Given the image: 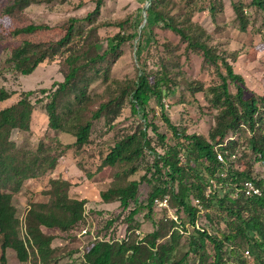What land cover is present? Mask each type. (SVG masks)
<instances>
[{
  "label": "trees",
  "instance_id": "16d2710c",
  "mask_svg": "<svg viewBox=\"0 0 264 264\" xmlns=\"http://www.w3.org/2000/svg\"><path fill=\"white\" fill-rule=\"evenodd\" d=\"M54 1L68 0H11L6 3L0 13V40L12 37L18 41L6 62L11 71L23 77L31 75L43 63L57 62L60 65L64 80L55 83L46 105L49 128L75 137V142L71 146L57 144V151L58 145L63 151L71 148L80 151L89 145L94 121L104 119L109 128H114V122L122 114L127 101L133 114H138L140 109L144 111L146 121V109L152 97L164 110L163 99L169 94L175 80L172 73L176 62L171 43L163 42L162 64L157 73L140 68L133 78L117 79L110 75L122 46L134 39H138L136 59L140 61L151 45L153 27L157 24L162 23L187 43L186 52L202 55L204 62L215 68L218 76L216 83L208 88L209 102L217 111L215 125L208 137L178 131L164 114L163 119L172 127L177 139L175 146H168L164 153L157 151L147 133V128L151 126L160 143L166 145V137L159 135L152 123L146 122L136 131L122 133L113 140L99 167L118 168L109 189L100 193L104 204L118 201L122 210L129 208L141 184V181L129 178L138 171V163L146 150L155 154L148 168L151 179H147L146 175L143 177V180L153 184L146 204L147 219H152L155 200L168 195L171 206L183 208L195 226L199 209L189 199L192 196L203 202L207 198L206 189L211 186L210 179L223 186L233 185L234 191H246V183L252 181L261 192L260 195L248 194L230 199L227 204L226 197L217 202L209 200L213 205L219 204L231 218L226 224L227 229L219 230L217 234L205 228L196 229L197 236L190 241L189 250L181 258L177 256V250L186 233L182 222L163 218L155 223V230L142 240L131 237V232L136 230L133 227L134 216L141 210L140 207L128 215L129 236L123 241L97 237L85 249L81 263L188 264L193 256L199 264H249L241 254L243 250L252 255L256 262L264 264V180L240 168L226 177H215L220 168L233 160L236 141L230 134L236 136L248 130L251 150L264 164V96L245 95L244 78L234 71L227 59L216 51V47L209 44L207 31L192 20L194 13L207 5L189 0L187 13L180 18L172 13L169 0H146L150 5L146 9L147 23L141 33L121 30L108 40L107 49L101 53L99 29L113 25L123 27V23L98 22L103 0H96L94 10L86 16L71 17L59 26L20 23V14L30 4ZM207 4L213 18H216L223 1L210 0ZM251 5L264 11V0H251ZM233 8L244 31L247 21L243 5L233 3ZM154 42L159 44L156 39ZM258 49V46L252 47L249 59ZM97 81L104 85V90L100 94H92L90 86ZM232 84L236 87L235 92L231 90ZM32 95L33 92H23L17 103L0 110V264H8L9 251L15 254L20 264H59L62 257L59 250L53 248L57 238L53 231L68 235L82 230L86 220L87 200L72 199L69 195L72 184L63 179L50 180V188L45 192L49 201L32 204L23 223L17 217L13 196L21 191L24 182L40 179L54 171L60 158L44 143L36 151H30L18 148L10 140L14 130H31L35 109L29 101ZM9 98L10 94L0 88V103ZM218 153L225 156V164L219 162ZM182 157H185V163ZM207 219L213 222L210 215H207ZM210 246L212 252L208 254L206 251Z\"/></svg>",
  "mask_w": 264,
  "mask_h": 264
},
{
  "label": "rangeland",
  "instance_id": "374dc122",
  "mask_svg": "<svg viewBox=\"0 0 264 264\" xmlns=\"http://www.w3.org/2000/svg\"><path fill=\"white\" fill-rule=\"evenodd\" d=\"M11 0H0V13L2 7ZM172 13L183 17L187 13L190 5L189 0H169ZM199 5H207L203 9L194 13L192 20L201 25L209 35L208 42L217 48V52L225 57L234 71L241 75L245 83L243 84L245 95L255 94L264 96V11L251 5V0H222L223 5L217 17L213 18L208 2L210 0H195ZM233 3H241L244 8V16L247 24L243 31L233 8ZM150 3L146 0H103V5L98 18V22L123 23L122 29L117 25L103 26L99 29L101 42L99 51L102 53L108 47V40L125 30L127 33L141 30L147 23L146 9ZM96 0H68L66 2L54 1L49 4H30L20 14V23H33L48 26H59L64 24L71 17H84L94 10ZM153 40L145 51L140 61L136 59V45L138 39L125 43L117 60L112 65L111 77L117 79L133 78L140 68L155 74L161 69L163 42H169L174 47L176 67L172 77L175 79L171 85V90L163 99L164 110L156 104L152 97L150 106L146 109L148 120L143 118L144 111L139 110L138 114H133L131 106L127 101L122 110V114L114 122V128H109L104 119L94 121L91 142L84 146L82 150L67 149L58 145L71 146L75 142V137L61 132H55L49 128V118L46 105L49 103V94L54 90L55 83L64 80L60 65L57 62L43 63L35 68L31 75L23 77L9 69L6 62L10 57V51L18 44L12 37L0 40V88L10 94V98L0 103V110L17 103L20 94L23 92H33L29 98L34 105V113L30 132L12 131L10 140L20 149L36 151L41 143L49 146L53 153L60 156L56 169L47 173L44 177L36 180L24 182L21 191L13 196V205L17 210V217L21 223L32 204L47 203L49 196L46 191L50 188V180L63 179L72 184L70 197L72 199L87 200L86 220L82 230H77L68 235H57V241L53 248L59 250L62 257L59 264H79L80 258L77 253L83 255L85 249L100 237L105 240H119L129 236L127 234V218L132 210H141L134 216L133 227L136 230L131 232V237H136L139 241L155 230V223L163 218H177L178 222L185 224L183 238L177 250V256L183 257L189 250V243L193 237L197 236L196 229L205 228L212 234H217L219 230L227 229L231 218L224 212L219 204H211L209 200L217 202L224 197L227 202L230 199H238L240 196H247V191L232 190L231 185H221L215 179H210V187L206 189L207 198L200 204L194 197H190V203L199 209L196 225L193 226L189 214L183 208H169L155 205L152 219L146 218L148 209L146 208L149 192L153 184L148 180H143L144 175L151 179L148 168L155 158V154L146 150L144 156L138 163V171L130 176V180L141 181L137 197L130 203L126 210H122L117 201L111 204H104L100 198V193L109 189L114 181V175L118 168L101 166L102 160L113 144V140L120 134L134 132L146 122L157 127V133L164 135L166 145H162L153 133L151 126L147 128V133L159 153H164L168 146H175L177 139L174 137L172 127L163 119L164 114L171 120L172 126L178 131H185L187 134H198L208 137L210 129L215 125L217 111L209 102L208 88L216 83L218 76L215 68L204 62L202 55L193 51H185L187 43L181 38L166 29L162 23L153 27ZM49 38L47 35H39ZM156 39L159 44L154 42ZM259 49L252 55V47ZM173 69V68H172ZM225 74V71L222 70ZM199 86V87H198ZM45 90V91H44ZM104 90V85L97 81L90 86L92 94H100ZM232 92L236 91L235 85H231ZM264 114V111H263ZM234 156L223 168H220L215 177H226L227 174L236 170L245 169L251 171L257 178L264 180V164L259 161L258 155L251 150L249 143V131H243L233 136ZM165 146V147H163ZM63 151V153H61ZM183 162H186L185 157ZM154 184H158L153 181ZM177 191V188H176ZM235 192V193H234ZM234 193V194H233ZM207 215L213 218V222L207 219ZM181 229V228H180ZM53 232H57L54 230ZM59 232V231H58ZM57 232V233H58ZM60 234V233H59ZM133 237V238H134ZM192 237V238H191ZM166 239L165 241H167ZM229 245V244H227ZM228 249V248H227ZM230 250V249H228ZM208 254L212 252V246L207 248ZM249 264H259L254 257L247 252L241 251ZM191 256L188 264H199ZM8 264H20L14 253L11 251L7 255ZM228 264H234L232 262Z\"/></svg>",
  "mask_w": 264,
  "mask_h": 264
},
{
  "label": "built area",
  "instance_id": "2783aa9c",
  "mask_svg": "<svg viewBox=\"0 0 264 264\" xmlns=\"http://www.w3.org/2000/svg\"><path fill=\"white\" fill-rule=\"evenodd\" d=\"M219 162L225 164V156L222 153H218L217 155ZM183 160V157H182ZM210 187V186H209ZM246 191L249 195H260V190L255 186V184L252 181H249L246 183ZM197 204H200V201H196ZM155 205H158L159 207L163 208H169V196L165 195L163 198H158L155 200ZM174 220H177L176 217H173Z\"/></svg>",
  "mask_w": 264,
  "mask_h": 264
},
{
  "label": "crops",
  "instance_id": "0c3cea01",
  "mask_svg": "<svg viewBox=\"0 0 264 264\" xmlns=\"http://www.w3.org/2000/svg\"><path fill=\"white\" fill-rule=\"evenodd\" d=\"M58 232V231H57ZM57 232H54L55 234H57V235H60L61 236V234H59V232L57 233ZM125 239V238H124ZM123 239V240H124ZM58 239L56 238L55 240H54V242H56ZM54 242H53V247H56V246H54ZM77 255H78V257H81L82 258V256H81V254L80 253H77ZM72 262V264H74L73 263V261H71ZM79 264H83V263H81V261H79Z\"/></svg>",
  "mask_w": 264,
  "mask_h": 264
}]
</instances>
